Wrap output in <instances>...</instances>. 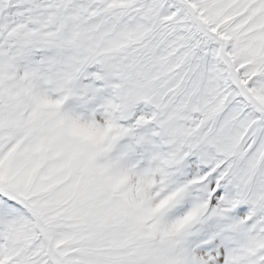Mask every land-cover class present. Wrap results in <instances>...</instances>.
Returning <instances> with one entry per match:
<instances>
[{
	"label": "snow or ice",
	"instance_id": "snow-or-ice-1",
	"mask_svg": "<svg viewBox=\"0 0 264 264\" xmlns=\"http://www.w3.org/2000/svg\"><path fill=\"white\" fill-rule=\"evenodd\" d=\"M0 264H264V0H0Z\"/></svg>",
	"mask_w": 264,
	"mask_h": 264
}]
</instances>
